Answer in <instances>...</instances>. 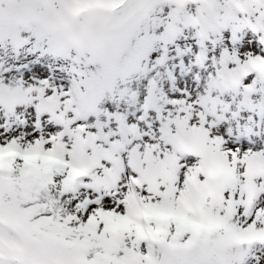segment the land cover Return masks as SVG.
Wrapping results in <instances>:
<instances>
[{"label": "snow or ice", "instance_id": "obj_1", "mask_svg": "<svg viewBox=\"0 0 264 264\" xmlns=\"http://www.w3.org/2000/svg\"><path fill=\"white\" fill-rule=\"evenodd\" d=\"M0 264H264V0H0Z\"/></svg>", "mask_w": 264, "mask_h": 264}]
</instances>
